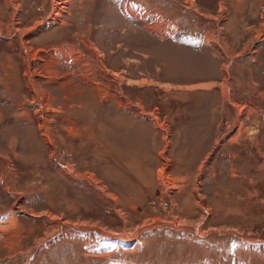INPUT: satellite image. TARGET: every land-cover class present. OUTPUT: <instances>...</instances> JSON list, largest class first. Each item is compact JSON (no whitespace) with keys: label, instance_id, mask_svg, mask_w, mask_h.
<instances>
[{"label":"rangeland","instance_id":"rangeland-1","mask_svg":"<svg viewBox=\"0 0 264 264\" xmlns=\"http://www.w3.org/2000/svg\"><path fill=\"white\" fill-rule=\"evenodd\" d=\"M0 264H264V0H0Z\"/></svg>","mask_w":264,"mask_h":264},{"label":"bare ground","instance_id":"bare-ground-1","mask_svg":"<svg viewBox=\"0 0 264 264\" xmlns=\"http://www.w3.org/2000/svg\"><path fill=\"white\" fill-rule=\"evenodd\" d=\"M58 6H59V4H58ZM58 6H57V9H58L57 11H58V12H56V15H55L56 17L61 13V10L63 11V8L61 9L60 6H59V8H58ZM55 19H56V18H55ZM149 116L152 118V120L154 119L153 123L157 126L159 122L156 123V121H155V118H156V117H153L151 114H149ZM158 126H161L160 123H159ZM61 169H62L64 172L67 173V169H65V168H61ZM165 178H167V176H166V174L164 173V175L162 174V182H166V181H165Z\"/></svg>","mask_w":264,"mask_h":264},{"label":"crops","instance_id":"crops-1","mask_svg":"<svg viewBox=\"0 0 264 264\" xmlns=\"http://www.w3.org/2000/svg\"><path fill=\"white\" fill-rule=\"evenodd\" d=\"M48 21H49V20L46 21V24L48 23ZM94 53H95V52H94ZM95 55H97V54L95 53ZM31 74H32V72H31ZM31 74L28 75V76L26 77V78H28V80H29V79L31 80V77H32ZM35 87H36V86L34 85V86H33V89H34ZM36 89H37V88H36ZM40 95H41V94H40ZM35 103H36V102H35ZM37 104H39V106H41V107L43 106V103H41V101L37 102ZM43 107H44V106H43ZM256 242H257V241H256Z\"/></svg>","mask_w":264,"mask_h":264},{"label":"water","instance_id":"water-1","mask_svg":"<svg viewBox=\"0 0 264 264\" xmlns=\"http://www.w3.org/2000/svg\"><path fill=\"white\" fill-rule=\"evenodd\" d=\"M151 226H153V225H151Z\"/></svg>","mask_w":264,"mask_h":264}]
</instances>
